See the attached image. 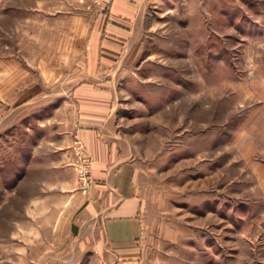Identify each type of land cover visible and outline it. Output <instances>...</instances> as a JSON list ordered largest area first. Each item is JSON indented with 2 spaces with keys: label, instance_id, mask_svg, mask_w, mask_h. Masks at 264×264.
I'll use <instances>...</instances> for the list:
<instances>
[{
  "label": "rangeland",
  "instance_id": "1",
  "mask_svg": "<svg viewBox=\"0 0 264 264\" xmlns=\"http://www.w3.org/2000/svg\"><path fill=\"white\" fill-rule=\"evenodd\" d=\"M99 11L0 0V264H90L51 228L69 192L47 158L80 76L74 18ZM122 41L105 137L134 165L145 264H264V0H151Z\"/></svg>",
  "mask_w": 264,
  "mask_h": 264
},
{
  "label": "crops",
  "instance_id": "2",
  "mask_svg": "<svg viewBox=\"0 0 264 264\" xmlns=\"http://www.w3.org/2000/svg\"><path fill=\"white\" fill-rule=\"evenodd\" d=\"M150 1L104 0L99 12L74 18L83 25L80 76L70 84L67 102L72 110L60 117L63 135L47 158L52 168L48 182L69 192L60 210L63 217H56L51 228L70 238L64 246L71 250L72 261L87 255L90 264H145L146 244L151 241L134 165L105 137L111 92L104 72L113 67L110 59L118 54L126 34L138 30ZM74 136L93 159V180L85 192L77 190L70 164Z\"/></svg>",
  "mask_w": 264,
  "mask_h": 264
},
{
  "label": "built area",
  "instance_id": "3",
  "mask_svg": "<svg viewBox=\"0 0 264 264\" xmlns=\"http://www.w3.org/2000/svg\"><path fill=\"white\" fill-rule=\"evenodd\" d=\"M92 5H94L96 8H99V10L102 9L103 1L104 0H88ZM74 163H73V170H74V176H75V182L77 190L80 192H85L91 182H92V176H91V169H92V160L89 154L84 150V147L82 146L81 142L77 139L76 136H74Z\"/></svg>",
  "mask_w": 264,
  "mask_h": 264
}]
</instances>
